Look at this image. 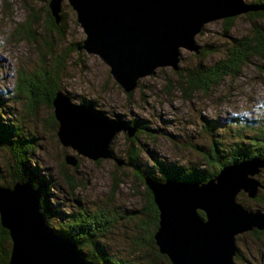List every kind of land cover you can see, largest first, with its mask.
I'll list each match as a JSON object with an SVG mask.
<instances>
[{"label":"rangeland","instance_id":"rangeland-1","mask_svg":"<svg viewBox=\"0 0 264 264\" xmlns=\"http://www.w3.org/2000/svg\"><path fill=\"white\" fill-rule=\"evenodd\" d=\"M49 1L0 0V38L5 40V45L0 46V129L3 126L7 132L16 129L20 139L31 144L25 156L31 171L35 170L34 179L46 191L44 201L51 213L46 219L48 227L63 230L72 215L80 214L83 221L84 213H103L109 227L98 239L109 259L124 264H170L146 242L152 227L140 228L148 217L142 211L146 193L137 178L138 172L160 179L159 165L165 169L176 165L186 170L192 167L202 170L205 166L198 149L207 150L212 144L203 130L204 124L217 125L214 139L225 145L236 142L242 128L254 126V121L241 124L231 117V111L250 107L264 95V59H251L236 78L226 79L207 93L196 92L189 97L179 87L187 70L209 66L223 58L229 40L248 35L252 22L245 15L238 16L228 36L222 20L205 25L195 42L201 49L214 53L199 58L194 52L180 49L178 72L169 67L158 68L153 75L141 79L132 93L125 94L97 56L73 50L86 37L66 2L61 7L65 34L58 37L46 32L45 10ZM243 1L249 4L255 0ZM27 21L35 23L31 28L33 38L18 31ZM255 23L264 31V19ZM50 45L55 48L54 55L69 53L60 88L72 103H91L108 118L132 126L145 124V130L134 143V148L141 150L140 155L131 165L116 166V159L127 163L131 143L126 134H117L112 141L113 159L92 161L59 143L57 127L50 124L53 108L41 103L34 113H28V98L16 92L17 78L20 73L28 77L49 67ZM247 131L240 133L248 137ZM67 155L76 159L75 167L65 164ZM12 161L11 154L1 148L0 187L9 183ZM63 174L72 185L65 182ZM254 178L263 187L259 200L249 199L241 192L236 203L250 213L264 215V169ZM235 245L234 264H264V234H240Z\"/></svg>","mask_w":264,"mask_h":264},{"label":"water","instance_id":"water-1","mask_svg":"<svg viewBox=\"0 0 264 264\" xmlns=\"http://www.w3.org/2000/svg\"><path fill=\"white\" fill-rule=\"evenodd\" d=\"M64 2L86 37L77 51L97 56L125 94L158 68L178 72L180 49L200 55L195 38L205 25L264 13V3L243 0H50L48 8L56 24ZM52 108L59 143L92 161L113 159L115 136L124 133L132 139L137 132L91 105L72 103L62 90ZM65 164L75 167L77 162L67 155ZM116 164L126 163L116 159ZM263 169L264 160L255 158L222 168L204 184L145 178L159 211L154 235L159 254L171 264H234L236 237L264 231V215L250 213L236 203L241 192L252 200L257 197L262 186L254 176ZM0 222L11 240L9 264H94L82 258L71 240L47 228L40 211V191L28 183L12 189L0 187Z\"/></svg>","mask_w":264,"mask_h":264},{"label":"trees","instance_id":"trees-1","mask_svg":"<svg viewBox=\"0 0 264 264\" xmlns=\"http://www.w3.org/2000/svg\"><path fill=\"white\" fill-rule=\"evenodd\" d=\"M254 3L261 4L264 3V0H255L253 3L249 4ZM45 16L46 32L48 34H55L58 37H62L65 34L64 17L60 14L61 20L59 24H56L48 7L45 10ZM245 16L252 22L250 33L240 38H231L227 43L223 58L217 60L214 64L205 67L199 65L192 70H187L184 74L183 83L179 86L184 94L187 93L190 97L196 92L207 93L226 79L236 78L241 73L242 68L248 64L251 59H264V31L255 23L258 20L264 19V13L252 12L245 14ZM236 18L237 17L222 20V26L226 36H228L231 31ZM34 25L35 23L33 21H27L18 31H22L23 35L26 33L29 38H33L35 35L31 28ZM47 49L50 54L49 67L43 68L28 77L23 73H20L17 78L16 92L25 95L28 98L27 110L29 114L34 113L37 106L41 103L51 109L52 101L57 92L62 90V88H60L61 73L65 68L66 59L69 53L54 55L52 53L55 49L54 46L50 45ZM75 49L77 50L76 46L73 47L74 51ZM208 53L212 54L214 51L210 52L207 48H202L200 56L198 57L205 58ZM82 104L85 106L91 105L94 108L91 103L84 102ZM50 124L53 127H58L53 114L50 117ZM253 125L254 126L252 127L245 125L246 127L242 128L241 131L237 133L239 136L237 141L231 145H225L222 141L214 139L217 125L206 123L203 125V130L211 138L212 144L207 150L201 148L198 149L204 161V169L200 170L198 167H192L190 170H186L184 167H178L176 165L165 169L159 165V171L162 174L160 179L153 176H143L139 172L137 178L143 186L144 179L147 177H150L159 183L172 180L182 183L204 184L209 180L214 179L222 168L233 164L247 162L255 158L264 160V121H254ZM133 126H135L137 132L132 139L127 138L131 143V147L128 148L127 151V165H131L138 159L141 150L135 149L134 143L146 128L145 124L134 123ZM4 128L5 126L0 129V149H6L11 154L13 161L9 172V183L8 185L4 184L1 187L12 189L14 185L18 183H28L34 189L39 190L40 211L43 207V213H41L46 223V219L51 215L49 212V206L44 201L46 191L34 179L35 170L31 171L27 162L28 159H26L25 156L26 151L31 148L28 145L30 143L27 140L20 139L16 129L11 131L8 130L7 132ZM245 129L248 130V137L245 134L240 133L245 131ZM63 178L66 183L72 185L65 174H63ZM262 189L259 190V193ZM145 193V204L142 211L148 218L141 222L140 228L145 230L149 226L152 227L153 231L148 232L146 235V242L157 251L158 257H163L169 262L167 257L160 255L156 248L154 235L159 227V211L147 188H145ZM259 193L253 200H259ZM197 213L200 218H205L202 211H198ZM88 215L84 213L85 217L83 218V221L80 214L72 215V220L63 230H53L50 227H48V229L56 236H62L71 240L77 246L78 251L82 254V258L86 262L94 264H124L123 262L109 259L104 246L99 242L98 236L103 235L109 227L108 221L105 219L103 213L96 212ZM46 226H48L47 223ZM252 232L256 236L264 234V231L259 232L254 230ZM84 249L89 250V252L86 253ZM10 255L11 240L9 232L1 226L0 222V264H9Z\"/></svg>","mask_w":264,"mask_h":264},{"label":"clouds","instance_id":"clouds-1","mask_svg":"<svg viewBox=\"0 0 264 264\" xmlns=\"http://www.w3.org/2000/svg\"><path fill=\"white\" fill-rule=\"evenodd\" d=\"M5 45V40L0 38V46ZM231 117L241 124L248 121H264V95L259 96L256 103L250 107H240L231 111Z\"/></svg>","mask_w":264,"mask_h":264},{"label":"flooded vegetation","instance_id":"flooded-vegetation-1","mask_svg":"<svg viewBox=\"0 0 264 264\" xmlns=\"http://www.w3.org/2000/svg\"><path fill=\"white\" fill-rule=\"evenodd\" d=\"M132 126V125H131ZM135 128V126H133ZM112 150V149H111ZM113 153V152H112ZM144 187H145V184H144ZM146 188V187H145ZM148 190V189H147ZM149 191V190H148ZM150 192V191H149Z\"/></svg>","mask_w":264,"mask_h":264},{"label":"bare ground","instance_id":"bare-ground-1","mask_svg":"<svg viewBox=\"0 0 264 264\" xmlns=\"http://www.w3.org/2000/svg\"><path fill=\"white\" fill-rule=\"evenodd\" d=\"M47 228H48V226H47Z\"/></svg>","mask_w":264,"mask_h":264}]
</instances>
